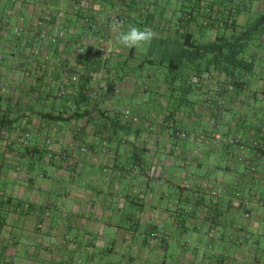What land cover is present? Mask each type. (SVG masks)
<instances>
[{
    "label": "crops",
    "instance_id": "0c3cea01",
    "mask_svg": "<svg viewBox=\"0 0 264 264\" xmlns=\"http://www.w3.org/2000/svg\"><path fill=\"white\" fill-rule=\"evenodd\" d=\"M116 10L123 30L154 31L161 67L186 40L240 36L263 17L253 69L229 78L207 55L158 78L151 54L117 42ZM107 49L109 92L92 80ZM0 80L1 114L19 120L0 129L1 258L29 244L35 264H264V0H0Z\"/></svg>",
    "mask_w": 264,
    "mask_h": 264
},
{
    "label": "trees",
    "instance_id": "16d2710c",
    "mask_svg": "<svg viewBox=\"0 0 264 264\" xmlns=\"http://www.w3.org/2000/svg\"><path fill=\"white\" fill-rule=\"evenodd\" d=\"M202 1L203 0H194V3L198 8H200ZM261 20H263V17L257 20V22L252 23L248 30L240 36L219 37L215 42L204 44H195L186 40L182 44V49L178 53L177 57L173 59V64L170 66L172 71H178L180 64L183 62L192 63L195 61H203L207 55H212L210 65H213L221 72H225L229 78L234 75L235 70L240 72L251 71L253 69V63L246 60L245 54L251 44L252 33L255 29H257ZM186 39H188V37ZM25 75L27 79L28 74L26 73ZM106 82H108V88L106 91L109 92L112 89V86L110 87L111 81L108 77ZM24 87L28 90L30 87L29 82L26 81L24 83ZM43 117L53 122L63 120L60 114L58 116H54L53 114H43ZM18 123L19 120H9V118L1 114L0 110V129L9 128L14 130L12 126Z\"/></svg>",
    "mask_w": 264,
    "mask_h": 264
},
{
    "label": "rangeland",
    "instance_id": "374dc122",
    "mask_svg": "<svg viewBox=\"0 0 264 264\" xmlns=\"http://www.w3.org/2000/svg\"><path fill=\"white\" fill-rule=\"evenodd\" d=\"M171 3L176 5V6H178V5H180L182 3V0H171ZM120 14L123 15L122 13H120ZM124 28L125 27H123L121 30H123ZM114 30L118 31L117 29H114ZM13 34L15 36H17L16 33H15V29L13 31ZM160 46H161V43H159V40H157V38H155V39H153L151 41V43L149 45H146L144 47L138 48V52L141 53V54H151L153 59H154V62H155L154 65L153 64H145V71L148 72L149 74L155 75L158 78L161 75H164V73L169 74V77H172V76H174V74H173V71L169 67V63H165L164 64L165 67H161L159 65L160 57H161V54H162V51L160 50ZM103 54H106V55L107 54H111L110 49L105 50ZM106 55H104V56H106ZM147 81H148L147 79H144V81H141V82L148 83ZM178 85L182 86V83L179 82ZM181 95H185V94L183 92H179V96H181ZM116 109H118L119 111L124 110L125 109V104L118 105ZM256 141L258 142L259 140H256ZM254 142H251V140L249 141V139H245L244 144L248 147V149H251L252 147L255 148L253 146ZM231 146H236V145L233 144ZM259 148H260V146L255 148V149H259ZM262 166H263L262 163H260V168H262ZM259 170H261V169H259ZM261 188L264 189L263 187H261ZM256 189H258V186H257ZM2 246L3 245H2V243L0 241V253H2ZM33 249L34 248L32 246H30L29 244L24 245L23 250H21L17 254L16 258L14 257L15 258L14 262H12V260L11 261L4 260L3 258L0 257V264H35L34 262H32L33 258H31V256H30V255L33 254L32 253ZM37 264H45V263H42L40 261Z\"/></svg>",
    "mask_w": 264,
    "mask_h": 264
},
{
    "label": "built area",
    "instance_id": "2783aa9c",
    "mask_svg": "<svg viewBox=\"0 0 264 264\" xmlns=\"http://www.w3.org/2000/svg\"><path fill=\"white\" fill-rule=\"evenodd\" d=\"M120 13H121L120 10H116L115 13L113 14L112 18H111V23H110L112 29H117L118 31H120L123 27H125L127 25L126 18L123 15H121ZM83 22H84V26L89 29L88 31H89V33L92 36L96 37L99 34V31H98V29H97V27L95 25V22H94V20L92 18L87 16L86 18L83 19ZM23 32H24L23 29L15 28V33H16V35L18 37L22 36ZM83 38L84 37L82 36V39ZM53 42H55V39H53ZM110 51H111V54H107L105 56L104 60H103L102 68L92 75V80L93 81L104 82V84H105L104 88L105 89L108 88V86H107L108 82H106V79L108 77V74H107V70L108 69L107 68H110V63L109 62L111 60H116L115 58H116V54H117L112 49H110ZM74 80H77V77H75ZM3 86H4V82L2 80H0V88H2ZM124 118L126 120H129V121L133 122V123H137L138 122V117L132 115L131 111H129V110L125 111ZM177 136H179L181 139H187V138H189V132L179 131L177 133ZM198 137L202 141L207 138L205 135H202V134H200ZM215 138L218 139L217 136H215ZM229 143L238 144L237 141H233V140H229ZM253 146L255 148L259 147L260 146L259 142L255 141ZM237 197H240V194H238ZM244 215H245L246 218L250 217L248 212H245ZM58 243H59L58 238H53L52 239V244H58Z\"/></svg>",
    "mask_w": 264,
    "mask_h": 264
},
{
    "label": "clouds",
    "instance_id": "9594fccd",
    "mask_svg": "<svg viewBox=\"0 0 264 264\" xmlns=\"http://www.w3.org/2000/svg\"><path fill=\"white\" fill-rule=\"evenodd\" d=\"M155 38V33L151 28H139L129 25L126 30L119 33L117 42L126 48H141L149 45Z\"/></svg>",
    "mask_w": 264,
    "mask_h": 264
}]
</instances>
